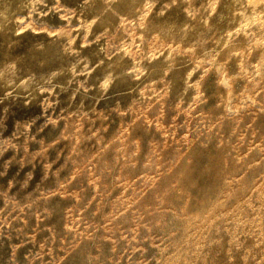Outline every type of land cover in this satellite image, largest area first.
<instances>
[{
	"label": "rangeland",
	"instance_id": "1",
	"mask_svg": "<svg viewBox=\"0 0 264 264\" xmlns=\"http://www.w3.org/2000/svg\"><path fill=\"white\" fill-rule=\"evenodd\" d=\"M0 264H264V0H0Z\"/></svg>",
	"mask_w": 264,
	"mask_h": 264
}]
</instances>
